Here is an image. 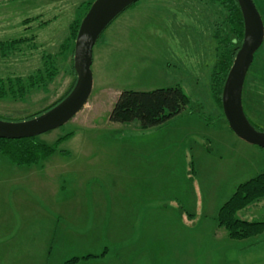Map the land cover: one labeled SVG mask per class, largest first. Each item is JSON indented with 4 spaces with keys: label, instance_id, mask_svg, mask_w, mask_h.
I'll list each match as a JSON object with an SVG mask.
<instances>
[{
    "label": "rangeland",
    "instance_id": "rangeland-1",
    "mask_svg": "<svg viewBox=\"0 0 264 264\" xmlns=\"http://www.w3.org/2000/svg\"><path fill=\"white\" fill-rule=\"evenodd\" d=\"M94 1L0 0V79L54 75L23 99H0V120L65 97L76 79L70 27ZM253 1L264 22V0ZM225 15L211 0H140L109 26L93 50L87 105L37 137L54 145L71 135L59 147L69 155L17 166L0 153V264H264V234L235 240L219 225L236 189L264 172V149L231 130L212 94ZM255 59L243 107L264 131V43ZM169 87L192 108L150 129L110 122L123 91ZM237 217L264 222V199Z\"/></svg>",
    "mask_w": 264,
    "mask_h": 264
},
{
    "label": "trees",
    "instance_id": "trees-1",
    "mask_svg": "<svg viewBox=\"0 0 264 264\" xmlns=\"http://www.w3.org/2000/svg\"><path fill=\"white\" fill-rule=\"evenodd\" d=\"M211 2L217 4L224 12L226 11L224 20L221 25L219 24L217 27L215 34L218 44L217 60L211 72V89L213 98L223 112L222 94L224 85L235 57L242 46L245 28L243 15L237 0H211ZM92 3H88L85 7L86 10L84 17L89 11ZM80 24L81 21H76L70 27V39L72 43L70 45L73 56L75 40L77 38ZM14 45L15 43H10L11 47ZM6 50H8L6 45H0V52L3 57L7 56ZM255 63L256 59L254 57L250 70ZM72 69V72L76 77L75 82L65 97L57 102L53 107L63 101L73 90L77 80V75L74 69V60L72 63ZM45 72L48 73H45V76L43 77L39 75L31 77L27 80L22 78L0 79V99H23L32 88L46 85L49 80L53 79L54 75L49 73L50 70ZM261 77V81L264 83V71L262 72ZM254 99H256V97ZM257 104L260 105L258 100ZM192 105L193 103L190 98L179 87L161 88L148 92L123 91L119 94L113 106L110 114V122L129 124L137 121L142 129L155 128L166 124L175 117H178L188 107L192 108ZM53 107L25 120L35 118ZM260 111L262 112L264 109H261ZM260 111L258 110V112ZM246 116L257 130L263 131L258 128V124H256L257 122L253 120L255 122L254 123L250 119L247 113ZM70 136L71 135H67L60 138L54 145L42 143L37 137L20 140L0 139V153L7 157L14 165L32 166L47 160L58 151L62 155H69V152L59 150V147L62 142L70 138ZM263 199L264 172L258 177L240 185L230 200L222 206L219 212L220 227H223L228 232V236L235 240H246L263 235L264 222H250L237 217L240 211ZM77 260L78 259H71L65 264H74Z\"/></svg>",
    "mask_w": 264,
    "mask_h": 264
},
{
    "label": "water",
    "instance_id": "water-1",
    "mask_svg": "<svg viewBox=\"0 0 264 264\" xmlns=\"http://www.w3.org/2000/svg\"><path fill=\"white\" fill-rule=\"evenodd\" d=\"M140 0H95L81 21L74 46L76 84L71 93L47 112L20 122L0 120V139L20 140L64 126L87 105L93 91V50L99 38L126 10ZM244 20V40L226 79L223 113L231 130L248 144L264 149V131L248 120L243 92L255 54L264 43V22L253 0H237Z\"/></svg>",
    "mask_w": 264,
    "mask_h": 264
}]
</instances>
